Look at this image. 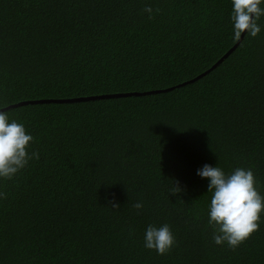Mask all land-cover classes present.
<instances>
[{"label": "trees", "instance_id": "obj_1", "mask_svg": "<svg viewBox=\"0 0 264 264\" xmlns=\"http://www.w3.org/2000/svg\"><path fill=\"white\" fill-rule=\"evenodd\" d=\"M144 4L159 11L147 19ZM229 11L0 0V102L39 154L0 183V264H264V214L235 250L213 244L195 175L251 168L264 196V17L255 38H236ZM147 223L170 226L166 254L142 247Z\"/></svg>", "mask_w": 264, "mask_h": 264}, {"label": "clouds", "instance_id": "obj_2", "mask_svg": "<svg viewBox=\"0 0 264 264\" xmlns=\"http://www.w3.org/2000/svg\"><path fill=\"white\" fill-rule=\"evenodd\" d=\"M230 11L228 19L232 35L236 38L241 33L255 38L262 25L258 23L264 17V0H229ZM142 13L151 19L154 9L144 4ZM0 102V183L12 179L25 168L30 160L39 159V154L33 149L29 151L34 140L31 132H26L24 124L11 118ZM195 175L206 179V192L210 193L206 209L207 225L212 229L211 239L215 245H224L235 250L254 231L258 230L261 215L264 214V196L256 187V180L251 168L236 167L226 173L215 165L203 164L195 169ZM168 191L172 195L181 191L178 182L169 180ZM5 192L0 190V200ZM119 206L115 203L111 208ZM133 209L141 210L142 201L137 200L131 205ZM129 231H132L131 229ZM142 247L154 250L157 255H164L175 246V236L167 223L157 226L147 223L144 227Z\"/></svg>", "mask_w": 264, "mask_h": 264}, {"label": "water", "instance_id": "obj_3", "mask_svg": "<svg viewBox=\"0 0 264 264\" xmlns=\"http://www.w3.org/2000/svg\"><path fill=\"white\" fill-rule=\"evenodd\" d=\"M241 34H243V33H241ZM233 48V47H232ZM232 48L231 49H229L226 53H224V55L222 56V57H220L213 65H212V67L213 66H215L218 62H220L221 60H222V58L223 57H225L226 55H228L229 54V52L232 50ZM211 67V68H212ZM206 72V71H205ZM202 74V73H201ZM200 74V75H201ZM200 75H198V76H200ZM183 84V83H182ZM164 90H166V89H164ZM149 92H152V91H149ZM154 92V91H153ZM126 94H130V93H126ZM126 94H123V95H126ZM104 96H119V94H114V95H104ZM97 97V96H96ZM100 97H103V96H100ZM89 98H93V97H85V98H76V99H63V100H55V101H72V100H81V99H89ZM50 100H53V99H41V100H36L35 102H38V101H50ZM54 101V100H53ZM27 101H23V102H20V103H26Z\"/></svg>", "mask_w": 264, "mask_h": 264}]
</instances>
